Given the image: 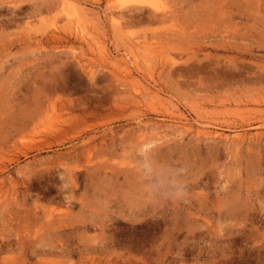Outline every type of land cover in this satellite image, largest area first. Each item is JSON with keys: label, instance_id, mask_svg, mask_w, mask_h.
<instances>
[{"label": "rangeland", "instance_id": "rangeland-1", "mask_svg": "<svg viewBox=\"0 0 264 264\" xmlns=\"http://www.w3.org/2000/svg\"><path fill=\"white\" fill-rule=\"evenodd\" d=\"M256 2L0 0V264H264V3L254 10ZM152 9L166 20L152 21ZM89 101L96 116L80 113ZM60 126L70 136H49ZM211 130L226 138L198 134ZM70 170L76 185L64 181ZM199 185L212 195L209 209L172 215L196 201ZM63 216L67 228L50 229L48 219Z\"/></svg>", "mask_w": 264, "mask_h": 264}, {"label": "bare ground", "instance_id": "bare-ground-1", "mask_svg": "<svg viewBox=\"0 0 264 264\" xmlns=\"http://www.w3.org/2000/svg\"><path fill=\"white\" fill-rule=\"evenodd\" d=\"M255 1H257V0H254V2H255ZM263 3H264V0H258V3H257V2H256L255 4L253 3L256 7H253V6H252V7H253V8H256V9H254V10H257V8H258V10H261L260 6H261ZM149 4H150V3H149ZM151 4H153V3H151ZM10 5H11V4H10ZM11 6H12V5H11ZM16 6H17V5H16ZM149 6H150V5H149ZM151 6H153V5H151ZM152 8H153V7H152ZM154 8H155V7H154ZM154 8H153V9H154ZM153 9H152V11H153ZM164 9H165V8H164ZM158 10H159V9H158ZM161 10H163V9H161ZM142 11H143V9H142ZM145 11H146V10H145ZM145 11H144V12H145ZM150 11H151V9H150ZM154 11H156V10H154ZM154 11H153L152 13H149V14H148L149 17L151 18V20H152L154 17H156V16H162L161 18L163 19V17H164L165 14H166V12H165V13H162V12H164V11H162V12L159 13V14H154ZM129 12H130V10H129ZM168 12H169V11H168ZM184 12H186V11H184ZM224 12L226 13L225 10H224ZM257 12H258V11H256V13H257ZM259 12H260V11H259ZM132 13H133V12H132ZM136 13H137V12H136ZM138 13H139V11H138ZM124 14H125V13H124ZM124 14H123V16H124ZM169 14H170V15H169ZM169 14H168V16L171 17V11H170ZM135 15H136V14H135ZM139 15L142 16V14H139ZM117 16H118V15H117ZM261 16H263V15H261ZM127 17H129V15H128ZM134 17H135V16H134ZM134 17L132 18V15H131V18L134 19V21H135V18H134ZM136 18H137V17H136ZM138 18H139V17H138ZM142 18H144V17H142ZM161 18L159 17L160 21L162 20ZM168 18H169V17H168ZM263 18H264V16H263ZM118 19H119V17H118ZM164 19H165V18H164ZM164 19H163V20H164ZM139 20H140V19H139ZM153 20H154V19H153ZM153 20H152V21H153ZM157 20H158V18H157ZM163 20H162V21H163ZM165 20H166V19H165ZM262 20H264V19H262ZM158 21H159V20H158ZM2 22H3V21H1V25H3V23H4L5 21H4L3 23H2ZM9 22H10V21H9ZM119 22H120V21H119ZM119 22H118V23H119ZM122 22H124V21L122 20ZM263 22H264V21H263ZM4 24H6V23H4ZM3 26H4V25H3ZM1 28H2V27H0V29H1ZM4 28H5V26H4ZM4 28H3V31H4ZM184 30H185V29H184ZM263 30H264V29H263ZM168 31H169V30H168ZM182 31H183V30H182ZM185 31H186V30H185ZM1 33H2V32L0 31V34H1ZM172 33H173V32H172ZM169 34H171V33L169 32ZM173 34H175V33H173ZM181 34L183 35V33H181ZM184 34H186V33H184ZM261 34H262V32H261ZM2 35H3V34H2ZM164 35H165V34H164ZM171 35H172V34H171ZM176 35H177V34H176ZM173 36H174V35H173ZM180 36H181V35H180ZM164 37L167 38V35H165ZM170 37H172V36H170ZM184 37H185V36H184ZM184 37H183V38H184ZM174 38H175V37H174ZM185 38H186V37H185ZM185 38H184V39H185ZM232 38H233V37H232ZM0 39H1V43H4V42L2 41V38H0ZM8 39H9V37H8ZM172 39H173V38H172ZM172 39H171V40H172ZM180 39H181V38H180ZM180 39H179V40H180ZM3 40H4V39H3ZM165 40H167V39H165ZM13 42H14V41H13ZM15 42H16V41H15ZM226 42H227V41H226ZM230 42H231V43H230ZM230 42L227 43L228 46H229L230 44H232V41H230ZM220 43H221V41L219 42V45H220ZM235 43H236V42H235ZM14 44H15V43H14ZM12 45H13V44H12ZM217 45H218V44H217ZM227 45L223 44L222 47L220 46V47H221L220 49H222V48H226ZM236 45H238V44H236ZM0 46H1V44H0ZM3 46H9V45L4 44ZM230 47H231V46H230ZM5 48H6V47H5ZM232 48H233V47H232ZM232 48H231V49H232ZM229 49H230V48H229ZM234 49H235V47H234ZM236 49H238V48H236ZM125 51H126V50H125ZM125 51H124V52H125ZM127 51H128V50H127ZM124 52H123V53H124ZM246 52L249 53L250 55H252V53H253V49H251V48H246ZM121 53H122V52H121ZM119 54H120V53H119ZM128 54H129V53H128ZM131 54H132V53H131ZM134 54H135V53H134ZM120 55L122 56V55H124V54H120ZM132 55H133V54H132ZM125 56H126V55H125ZM130 56H131V55H130ZM110 57H112V56H109L108 58L110 59ZM127 57H128V56H127ZM132 57H134V62L136 61V63H134V64H137V66H138V62H139V60H138V57L136 56V54L133 55ZM122 58H123V56L121 57V59H122ZM125 58H126V57H125ZM121 59H119V60L121 61ZM128 59H129V58H127V60H128ZM145 59H147V56H146ZM148 59H150V58L148 57ZM113 60H114V61H113ZM113 60H112L113 63H115V59H113ZM123 60H124V59H123ZM131 60H133V58H132ZM147 61H149V60H147ZM121 62H122V61H121ZM122 63L125 64V63H126V60H125L124 62H122ZM151 63H152V62H151ZM147 64H150V62L147 63ZM240 64H241V65H242V64H243V65H247V66L250 65V64H246V63H242V62H241ZM240 64H239V66H241ZM126 65H127V64H126ZM126 65H125V66H126ZM1 66H2V64L0 65V67H1ZM120 66H121V65H120ZM237 66H238V65H237ZM252 66H253V65H252ZM255 66H256V65H255ZM255 66H254V67H255ZM261 66L264 68V65H261ZM5 67H6V66H5ZM262 67H261V68H262ZM2 68H4V67H2ZM8 68H9V66H8ZM129 68H130V65H127V67H126L125 69H129ZM251 68H252V67H251ZM129 71H130V70H129ZM0 72H1V71H0ZM129 73H131V72H129ZM232 74H233V76H234L235 74L237 75L236 72H235V74H234V73H232ZM0 76H3V75L0 74ZM88 77H89V79L91 80L90 82L93 81V83H95V81L93 80V77H94V73H93V72H90L89 75H88ZM0 78H1V77H0ZM2 78H3V77H2ZM263 78H264V77H263ZM152 79H153V78H152ZM0 81H1V80H0ZM5 83H7V82H5ZM13 84H14V83H13ZM144 85H145V84H144ZM147 85H148V84H147ZM6 86H7V85H6ZM136 86H137V85H136ZM140 86H141V85H140ZM140 86H139V87H140ZM142 86H143V85H142ZM142 86H141V87H142ZM149 86H150V85H149ZM151 86H152V85H151ZM143 88H144V87H143ZM143 88H141L142 90H141L140 88H138V89H140L141 91H143V90H145V89H143ZM152 88H153V87H152ZM152 88H151V90H152ZM154 89H155V88H153V90H154ZM0 90L2 91V89H0ZM155 90L157 91V89H155ZM146 91H147V90H145L144 92H146ZM148 91H150V88H149ZM156 91H154V92H155L154 95L157 96L158 91H157V94H156ZM138 93H139V92H138ZM149 93H151V91H150ZM135 94H136V93H135ZM140 94H141V93H140ZM140 94H138V95H140ZM145 94L147 95V92H146ZM141 95H142V94H141ZM148 95L150 96L151 94H148ZM148 95H147V96H148ZM147 96H146V97H147ZM151 96H152V95H151ZM136 97H137V95H136ZM152 98H153V96H152ZM154 98H155V97H154ZM87 102H88V100H87ZM89 102L93 103V106H92V104L87 105V103H86L85 105H87V106L83 107L82 109H81V108L79 109V110H80V113H81V114H84V115H87V114H88V115H90V116H93V115L96 116V113H98L97 111H98L99 107H98L97 105H96L97 107H95V106H94V102H92V101H89ZM83 103H84V102H83ZM80 104L82 105V103H80ZM107 104H108V103H107ZM76 106H77V105H76ZM72 108H74V107H72ZM72 108H71V109H72ZM97 108H98V109H97ZM51 109H52V108H51ZM51 109H50V110H51ZM52 110L54 111V109H52ZM77 110H78V107H77ZM77 110H76V111H77ZM44 111L47 112V113H48V111L45 110V109L43 110V115L45 116ZM75 113H76V112H75ZM78 113H79V112H78ZM78 113H76V114L78 115ZM81 114H79V117H80ZM91 114H93V115H91ZM49 115H50V114H49ZM73 115H74V113H73ZM77 115H76V116H77ZM88 115H87V117H89ZM76 116H72V117H73V118H76ZM79 117H77V120H78ZM83 117H84V116H83ZM87 117H86V119H87ZM69 118H70V117H69ZM80 118H82V116H81ZM82 119H83V118H82ZM82 119H79V120H82ZM86 119H85V120H86ZM55 120H56V119H55ZM58 120H62V119H58ZM74 120H76V119H74ZM49 121H50V120H49ZM70 121H71V120H70ZM62 122H63V121H62ZM62 122H61V123H62ZM78 122H79V121H78ZM51 123H52V122H51ZM74 123H75V121H74ZM83 123H84V122H83ZM85 123H86V121H85ZM62 124L64 125V123H62ZM66 124H67V123H66ZM71 124H72V123H71ZM76 124H77V122H76ZM79 124H80V123H79ZM50 125H51V126H55V125H53V124H50ZM67 125H68V124H67ZM67 125H66V126H67ZM72 125H73V124H72ZM74 125H75V124H74ZM74 125H73V127H74ZM83 125H84V124H83ZM83 125H82V126H83ZM47 126H48V125H47ZM51 126H49V127H51ZM58 126H59V125H58ZM38 127H39V126H38ZM38 127H37V126L34 127L35 129H37V130H35L37 133L40 132V131H41V133H42V132H45V131L39 130L40 127H39V128H38ZM75 127H76V129L78 128L77 125H75ZM75 127H74V128H75ZM85 127H86V126H85ZM85 127H84V128H85ZM34 128H33V129H34ZM42 128H43V127H42ZM46 128H48V127H46ZM84 128H83V129H84ZM69 129H71V127H69V126H68V127H64V126L61 127V126H60V127H53L52 129H49V130L47 129V131H48V133H49V136H54V137H57V138L59 137V139H57V140H61V139H60V136L65 137L64 134H69V132L67 131V130H69ZM77 130H80V129H77ZM84 130H85V129H84ZM69 131H70V133H71V130H69ZM144 131H145V130H144ZM144 131H143V132H144ZM81 132H82V131H81ZM83 132H84V131H83ZM201 133H202L203 135H204V134H205V135H208V137L211 136V138H208V140H209V139H212V137H219V138H222V137H223L224 139L226 138V134H225L223 131L211 130V131H199V132H198V134H201ZM76 134H77V133H75V135H76ZM73 135H74V134H73ZM138 135H140V134H138ZM138 135H137V136H138ZM203 135H202V136H203ZM233 135H234V138H242L243 135H244V133L236 132V133H234ZM46 136H47V135H46ZM69 136H70V134H69ZM135 136H136V135H135ZM135 136H134V137H135ZM137 136H136V137H137ZM144 136H146V135H144ZM196 136H197V138H198V135H197V134H196ZM199 136H200V135H199ZM54 137H53V138H54ZM76 137H77V136H76ZM79 137H80V136H79ZM140 137H141V141L138 143V149H139L140 151H143L145 148L148 147L149 144L146 143L147 141H144V140H143V136H142V135H140ZM146 137H148V136H146ZM193 137H194V136H193ZM205 137H206V136H205ZM231 137H232V135H231ZM69 138H71V137H69ZM86 138H87V137H86ZM90 138H92V137H90ZM90 138H89V139H90ZM93 138H94V137H93ZM148 138H150V137H148ZM157 138H158V136H157ZM159 138H162V137H159ZM206 138H207V137H206ZM137 139H138V137H137ZM137 139H136V141L138 142L139 140H137ZM145 139H146V138H145ZM193 139H195V138H193ZM216 139H218V138H216ZM231 139L234 140L233 137H232ZM48 140H49V137H48ZM68 140H71V139H68ZM84 140H85V137H84ZM203 140H204V139H203ZM206 140H207V139H206ZM220 140H221V139H219V141H220ZM227 140L230 141L229 139H227ZM39 141H40V140H39ZM41 141H43V140H41ZM45 141H46V140H45ZM92 141H95V140L93 139V140H91V142H92ZM133 141H135V139H133ZM136 141H135V142H136ZM152 141H153V140H152ZM152 141H151V142H152ZM225 141H226V140H225ZM249 141H250V140H249ZM84 142H85V141H84ZM87 142H88V141H87ZM103 142H104V141H103ZM137 142H136V143H137ZM149 142H150V141H149ZM216 142H218V141H216ZM220 142H221V141H220ZM220 142H219V143H220ZM222 142H223V141H222ZM81 143H83V142H81ZM85 143H86V142H85ZM38 144H39V143H38ZM92 144H93V143H92ZM94 144L96 145V143H94ZM249 144H250V143H249ZM83 145H84V144H83ZM133 145H135V144H133ZM250 145H251V144H250ZM87 146H88V145H87ZM88 147H89V146H88ZM135 147H136V145H135ZM154 148H155V147H154ZM88 149H89V148H88ZM136 150H137V149H136ZM145 151H146V149H145ZM258 153H259V151H258ZM25 154H26V152H25ZM87 155H88V153H87ZM145 155H146V153H145ZM252 156H253V154H252ZM252 156H251V157H252ZM255 156H256V155H255ZM255 156H253V158H254ZM199 157H200V156H199ZM152 159H154V158H152ZM92 160H93L92 157H90V155H89V156L87 157V161H86V162L91 163ZM151 161H152V160H151ZM249 161H250V160H249ZM253 161H254V160H253ZM143 162H144V161H143ZM149 162H150V161H149ZM153 162H154V160L151 162V165H152ZM196 162H197V161H195V163H196ZM154 163H155V162H154ZM193 163H194V162H193ZM252 163H253V162H252ZM148 164H149V163H148ZM155 164H156V163H155ZM196 164L199 165L200 163H199V164L196 163ZM248 164H251V162L248 163ZM248 164H247L246 167H248ZM253 164H255V163H253ZM156 165H157V164H156ZM251 165H252V164H251ZM148 166H149V165H148ZM153 166H155V165L153 164ZM249 166H250V165H249ZM133 167H134V166H133ZM159 167H160V166H159ZM254 167H255V166H254ZM256 167H257V165H256ZM134 168H135V167H134ZM162 168H163V167H162ZM201 168H202V167H201ZM201 168H200V169H201ZM248 168H250V167H248ZM248 168H245L246 170H248L247 172H249V170H251V169H248ZM128 169H129V168H127V170H128ZM135 169H136V168H135ZM138 169H139V168H138ZM157 169H158V168H157ZM160 169H161V167H160ZM186 169H187V168H186ZM252 169H253V168H252ZM127 170H126V171H127ZM130 170H131V169H130ZM147 170H148V169H147ZM162 170H163V169H162ZM133 171L136 172V170H134V169H133ZM201 171H202V170H201ZM116 172H117V171H116ZM119 172H120V171H119ZM119 172H118V173H119ZM124 172H125V171H124ZM129 172H130V171H129ZM137 172H140V171L138 170ZM137 172H136V173H137ZM155 172H157V171H155ZM159 172H160V171H159ZM159 172H158V173H159ZM187 172H188V171H186V174H187ZM68 173H69V174H68V177L65 178L64 181H65V182L70 181L71 183H73V184L76 185V184H77V182H76L77 179H76L75 176H77V174H78L77 171H75V170H72V171H71V170H70ZM118 173H117V174H118ZM125 173H126V172H125ZM127 173H128V172H127ZM127 173L125 174L126 176H124V177H126V178H128V177H127ZM130 173H131V172H130ZM141 173L143 174V171H141ZM158 173H156V174H158ZM160 173H161V172H160ZM160 173H159L158 175L161 176ZM115 174H116V173H115ZM117 174H116V175H117ZM145 174H146V172H145ZM145 174H143V175H145ZM148 174H149V171H148ZM180 174H181V173H180ZM182 174H183V173H182ZM186 174H185V175H186ZM137 175H138V174H137ZM128 176L130 177V175H128ZM134 176H135V174H134ZM141 176H142V175H141ZM145 176H146V175H145ZM155 176H156V175H155ZM157 177H158V176H157ZM161 177H162V176H161ZM202 177H203V176H202ZM207 177H208V176H207ZM139 178H140V175H139V177H138V180H142V179H139ZM141 178H143V177H141ZM150 178H151V177H150ZM154 178H155V177H154ZM194 178H195V177H194ZM128 179H129V178H128ZM143 179H147V178L144 177ZM151 179H152V178H151ZM202 179H203V178H200L201 181H202ZM205 179H206V178H205ZM126 180H127V179H126ZM126 180H124V181L127 182ZM134 180H136V179L134 178ZM138 180H136V181H138ZM192 180H193V179H192ZM198 180H199V179H198ZM203 180H204V179H203ZM128 181H129V180H128ZM136 181H135V183H136ZM144 181H145V180H142L143 183H146V182H144ZM204 181H205V180H204ZM206 181H207V180H206ZM147 182H148V181H147ZM202 182H203V181H202ZM202 182H201V183H202ZM133 183H134V181H133ZM192 183H193V182H192ZM196 183H197V182H196ZM208 183H209V182H208ZM208 183H207V185L205 184L206 187L209 186ZM136 184H137V183H136ZM136 184H133V185H136ZM138 185L141 186L140 184H138ZM142 185H143V184H142ZM194 185H196V184H194ZM136 186H137V185H136ZM199 186H200L201 188L196 186V191H197V192L192 193V194L194 195L193 197H195L194 199H196V201L191 202L189 205H188V204H187V205H184V206L181 205L182 207H184V210H182V208L176 206V204H175L176 207H174V211H173V214H172V215H175L174 213H176V212H183V211H184V212H186L187 215H189V217H190V215L192 214V210H193V208H195L196 211H199V210H200V212H201L202 210H203V212H204V209L206 210V206H207V205L205 206V204L208 203V202H207V200H208V198H209L208 196H211V197H212V195H208V194L210 193V191H209V193L207 194L208 191H207V192H204V191H203L204 189H202V186H201V185H199ZM137 187H138V186H137ZM189 187H190V185H189ZM206 187H205V188H206ZM191 188H192L191 191L195 190V189H194L195 187L193 188V186H191ZM199 188H200V190L202 189L203 192H202V191H198ZM203 188H204V187H203ZM206 190H208V189H206ZM229 191H230V193H232V194H233V192H234V190H233V191H232V190H229ZM229 191H228L227 194H229ZM236 192H238V191H236ZM238 193H239V192H238ZM190 194H191V193H190ZM190 194H189V195H190ZM232 194H229V195H226V194H225V195H226L227 197H231L230 200H232V197L236 195V194H235V195L232 196ZM189 195H188V196H189ZM238 195H239V194H238ZM217 196H218V195H217ZM226 196H225V197H226ZM236 196H237V195H236ZM193 197H192V195H191V199H192ZM225 197H224V198H225ZM238 197H239V196H238ZM154 198H155V196H154ZM157 198H159V197L157 196ZM188 198H190V197H188ZM234 198H235V197H234ZM191 199H190V200H191ZM217 199H218V197H217ZM225 199H226V198H225ZM209 200H210V199H209ZM218 200H219V199H218ZM218 200H217V201L215 200L216 202L214 201V204H215V203L218 204ZM226 200L228 201L229 199L227 198ZM234 200H235V199H234ZM234 200H232V201H234ZM237 200H239V199H237ZM154 201H155V200H154ZM154 201H153V202H154ZM188 201H189V199H188ZM192 201H193V200H192ZM227 201H226V202H227ZM240 201H241V199H240ZM151 202H152V201H151ZM156 202H157V201H156ZM70 203H73V201L71 200ZM158 203H159V202H158ZM174 203H177V202H174ZM183 203H184V201H183ZM212 203H213V202H211V203H209V204L211 205ZM228 203H230V201H228ZM231 203H232V202H231ZM151 204H152V203H151ZM151 204H150L149 207H151ZM156 204H157V203H156ZM159 204H160V203H159ZM171 204H172V203H171ZM177 204H178V203H177ZM184 204H185V203H184ZM214 204H213V206H211V207H214V206H215ZM240 204H241V203H240ZM160 205H161V204H160ZM228 205H229V204H228ZM248 205H249V203L247 204V206H248ZM155 206H156V205H155ZM216 206H217V205H216ZM223 206H224V204H223ZM231 206H232V204H231ZM245 206H246V204H245ZM152 207H153V205H152ZM156 207H157V206H156ZM160 207H162V206H158V208H160ZM166 207H167V206H166ZM171 207H172V206H171ZM211 207H210V208H211ZM219 207H220V206H219ZM219 207H218V208H219ZM233 207L235 208V206H233ZM143 208H145V207H143ZM158 208H156V209H158ZM162 208H163V207H162ZM164 208H165V207H164ZM172 208H173V207H172ZM236 208H237V207H236ZM244 208H245V207H244ZM246 208H247V209H250V207H249V208L246 207ZM146 209H148V208H146ZM146 209H145V210H146ZM151 209H152V208H151ZM151 209H150V210H151ZM154 209H155V208H154ZM154 209H153V210H154ZM168 209H169V208H168ZM168 209H167V211H168ZM201 209H202V210H201ZM207 209H209L208 206H207ZM212 209H213V208H212ZM212 209H211V210H212ZM252 209H254V208H252ZM158 210H159V209H158ZM160 210H162V209L160 208ZM160 210H159L158 212H160ZM211 210H210V211H211ZM237 210H238V208H237ZM244 210H245V209H244ZM146 211H147V210H146ZM164 211H166V210H164ZM171 211H172V210H171ZM239 211H240V209H239ZM141 212H142V211H141ZM147 212H148V213H150V212L152 213V211H147ZM153 212H154V211H153ZM162 212H163V210H162ZM184 212H183V213H184ZM206 212H207V211H206ZM222 212H223V211H222ZM225 212H227V211H225ZM143 213H145V211H143ZM154 213H156V212H154ZM164 213H165V212H164ZM171 213H172V212H170V214H171ZM183 213L180 214V216L182 215V216L184 217V214H183ZM190 213H191V214H190ZM196 213H197V212H196ZM223 213H224V212H223ZM160 214H161V213H160ZM123 215H125V214H123ZM153 215H155V214H153ZM164 215H165V214H164ZM185 215H186V214H185ZM192 215H193V214H192ZM194 215H195V214H194ZM197 215H198V214H196V216H197ZM221 215H222V214H221ZM225 215H226V214H225ZM126 216H127V215H126ZM169 216H170V215H169ZM182 216H181V219H182ZM162 217H164V216H162ZM173 217H174V216H173ZM173 217H172V218H173ZM185 217H186V216H185ZM187 217H188V216H187ZM189 217H188V218H189ZM191 217H192V216H191ZM194 217H195V216H194ZM64 218H65V217L63 216V217H61V218L59 217V218L48 219L49 221H48L47 219H46V220L48 221L47 223L49 224L50 229L52 228V230H53V229L56 230V228H61V230H62V229H64V228H67V227H66V223H67L68 218L66 217V218H67V219L65 220L66 223H65V221H64ZM69 218H70V217H69ZM165 218H166V217H165ZM176 218H177V217H176ZM188 218H186V219H188ZM195 218H197V217H195ZM109 219H110V218H109ZM184 219H185V218H184ZM184 219H183V220H184ZM189 219H190V218H189ZM189 219H188V220H189ZM191 219H192V218H191ZM226 219H227V218H225V220H226ZM258 219H259V218H258ZM261 219H262V218H261ZM71 220H72V219H71ZM79 220H80V219H79ZM112 220H113V219H112ZM171 220H173V219H171ZM174 220H176L177 222L179 221L178 219H175V217H174ZM183 220H182V222H183ZM225 220H223V221H225ZM262 220H264V219H262ZM262 220H261V221H262ZM105 221H106V220H105ZM105 221L102 222L104 228L107 227L106 225H104ZM176 221H173V222H175V225H176ZM184 221H185V220H184ZM164 222H165V221H164ZM188 222H189V221H188ZM188 222H187L186 225H187V227L189 228L190 225H188ZM190 222H191V221H190ZM225 222H226V221H225ZM262 222H263V221H262ZM68 223H69V222H68ZM168 223H169V222H167V224H168ZM179 223H180V222H179ZM221 223H222V222H221ZM69 224H70V223H69ZM100 224H101V223H100ZM106 224L108 225V223H106ZM164 224H165V223H164ZM170 224H171V223H169L168 225H170ZM173 224H174V223H173ZM173 224H172V225H173ZM177 224H178V223H177ZM101 225H102V224H101ZM179 225H181V224H179ZM49 226H48V227H49ZM105 226H106V227H105ZM164 226H165V228H167L166 225H164ZM173 227H176V226H173ZM177 227H178V226H177ZM180 227H181V226H180ZM50 229H49V231L52 232V230H50ZM102 229H103V228H102ZM171 229H172V228H171ZM171 229H170V231L173 230V229H172V230H171ZM189 229H190V228H189ZM168 230H169V229H168ZM56 231H57V230H56ZM67 231H68V230H67ZM170 231H169V232H170ZM174 231H175V229H174ZM169 232H168V233H169ZM54 233H56V232L54 231ZM57 233H59V232H57ZM51 234H52V233H51ZM51 234L49 233V235H51ZM52 235H53V234H52ZM54 235H55V234H54ZM59 235H60V234H59ZM101 239H102V238H101ZM100 241H101V240H100ZM102 241H103V240H102ZM62 247H63V246H61V248H60V246H59V248L61 249V251H62ZM59 248H58V249H59ZM68 248H70V247H68ZM55 249H57V248H55ZM72 249H73V248H72ZM54 251H55V250H54ZM65 251H67L66 248H65V250H63L62 252H65ZM77 251H78V250H77ZM49 252H50V251H49ZM56 252H57L56 254L59 255L58 253H60V252H58V251H56ZM67 252H69V250H68ZM53 253H54V252H53ZM50 254H51V253H50ZM56 254L54 253V255H56ZM51 255H52V254H51ZM84 256H85V255H84ZM81 257H82V255L80 256V259H79V260L82 259ZM86 258H88V257H86ZM84 259H85V257H84ZM40 260H41V259H40ZM40 260H39V261H40ZM49 260L52 261V258H50ZM94 260H96V259H94ZM41 261H42V260H41ZM53 261H54V260H53ZM42 262H43V261H42ZM38 263H39V262H38ZM51 263H53V262H51ZM80 263L83 264V263H84L83 260H81ZM80 263H79V264H80ZM87 263L89 264V262H87ZM143 263H145V262H143ZM42 264H43V263H42ZM44 264H45V262H44ZM47 264H48V263H47ZM85 264H86V263H85Z\"/></svg>", "mask_w": 264, "mask_h": 264}, {"label": "clouds", "instance_id": "clouds-1", "mask_svg": "<svg viewBox=\"0 0 264 264\" xmlns=\"http://www.w3.org/2000/svg\"><path fill=\"white\" fill-rule=\"evenodd\" d=\"M146 171H147V169H146Z\"/></svg>", "mask_w": 264, "mask_h": 264}]
</instances>
